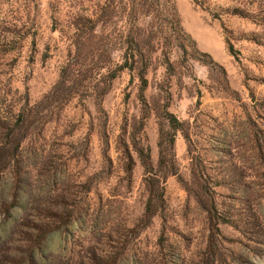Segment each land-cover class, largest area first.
Masks as SVG:
<instances>
[{"label": "rangeland", "instance_id": "rangeland-1", "mask_svg": "<svg viewBox=\"0 0 264 264\" xmlns=\"http://www.w3.org/2000/svg\"><path fill=\"white\" fill-rule=\"evenodd\" d=\"M176 2L195 42L185 41V55L171 51L170 72L166 48L157 45L148 114L136 130L139 80L128 69L100 101L77 95L62 108L28 111L58 81L73 49L66 16L97 9L92 2L0 0V264H264V0ZM134 10L142 9L128 0L114 8ZM122 56L114 51L115 63ZM166 105L183 123L177 173L165 178L161 215L145 226L148 190L131 138L150 145L157 167ZM45 209L72 210L73 218L35 245L36 232L19 223L44 224Z\"/></svg>", "mask_w": 264, "mask_h": 264}, {"label": "trees", "instance_id": "trees-1", "mask_svg": "<svg viewBox=\"0 0 264 264\" xmlns=\"http://www.w3.org/2000/svg\"><path fill=\"white\" fill-rule=\"evenodd\" d=\"M81 1L92 2L97 9L90 12H74L66 16L63 28L69 33L73 49L68 52V59L61 68L58 81L28 111L31 113L40 107L62 108L77 95L94 94L100 101V98L108 92L113 80L119 76L120 72L128 69L131 79L137 77L139 80L138 99L143 115L139 125L137 127L134 125V129L143 130L148 114L145 91L148 87L147 71L152 62V53L156 51L157 45L166 48L163 52V60L170 72L173 70L171 51L179 47L185 55L187 53L185 41L195 42L191 34L183 27L177 2L176 0H128L133 8L140 7L141 12L134 10L118 14L114 8L122 4V0ZM120 29H125V33L118 35L116 31ZM142 30L148 31L149 34L142 35L140 33ZM118 49L123 50L122 63H115L113 59V52ZM228 49L232 54L235 51L234 45L230 42H228ZM212 61L215 62L214 59ZM215 64L219 63L215 62ZM219 66L223 68L222 65L219 64ZM53 104L56 105L53 106ZM160 116L167 126L162 124L160 127L157 167L152 163L150 145L144 143L141 138L135 136L131 138L132 147L144 168L148 190V198L141 218L145 226H148L155 216L161 215L165 199V178L177 173L174 161L175 142L177 132L183 130V123L168 110L167 105L163 107ZM25 120V113L20 112L16 120V122L19 121L18 128L23 127ZM47 120L48 115L46 122ZM99 135L106 144L107 134L104 126ZM5 144L6 142L0 143V149ZM21 146L22 142L18 141L12 155L17 154ZM21 184L22 191H26L24 183ZM86 191L89 189L87 188ZM48 202L54 203L55 199L51 196ZM61 202L66 204L64 201ZM44 213V218L47 220L44 224H30L25 220L19 223L21 226H30L36 232L33 239L35 245L45 241L51 231L68 228L73 218L72 210L55 213L45 209ZM114 258L116 261V256Z\"/></svg>", "mask_w": 264, "mask_h": 264}, {"label": "crops", "instance_id": "crops-1", "mask_svg": "<svg viewBox=\"0 0 264 264\" xmlns=\"http://www.w3.org/2000/svg\"><path fill=\"white\" fill-rule=\"evenodd\" d=\"M3 171H4V170H3ZM11 181H12V180H11ZM8 183H9V182H8ZM9 184H10V183H9ZM9 187H10V185H9ZM22 194H23L24 196H26V194H25L24 191L22 192ZM24 200H25V198H24ZM27 202H28V199H27ZM19 205H20V206H19ZM19 205L17 206V207H18V210H19V211H22V212H24V209L28 206L27 203H25V202H24V203L21 202ZM58 233H59V232L56 231L55 234H58ZM59 235H60V233H59Z\"/></svg>", "mask_w": 264, "mask_h": 264}]
</instances>
